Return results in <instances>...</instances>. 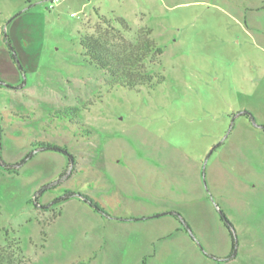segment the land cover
<instances>
[{"label":"rangeland","instance_id":"rangeland-1","mask_svg":"<svg viewBox=\"0 0 264 264\" xmlns=\"http://www.w3.org/2000/svg\"><path fill=\"white\" fill-rule=\"evenodd\" d=\"M86 36L164 80L115 85ZM7 239L21 264H264V0H0Z\"/></svg>","mask_w":264,"mask_h":264},{"label":"trees","instance_id":"trees-1","mask_svg":"<svg viewBox=\"0 0 264 264\" xmlns=\"http://www.w3.org/2000/svg\"><path fill=\"white\" fill-rule=\"evenodd\" d=\"M105 20H106L105 22L107 23L108 22L114 23L118 31L125 30L128 32L132 30V27L129 24V22L125 20L123 17H112V18H107ZM140 32L144 36V39L142 41V45L141 44L137 45L134 52L139 51L143 53L146 50L147 52H153V53L156 52L157 54L162 53L161 49L157 48L154 42L148 38V36L151 34L150 29H140ZM80 44L85 52V55L90 57L96 63L112 69L113 72L117 70L112 78L113 83L117 86H121L127 89L139 90L141 87H147V88L152 87L154 79L158 82L164 80V75L159 72H153L152 74H149V73L134 71L130 69L126 65V62L130 60L128 57L125 59L124 57L120 56L118 53H115L114 51H109L99 39H96L93 36L83 37ZM79 112L80 109L76 106H65L62 108L55 109L52 113V116L57 118L59 117L61 119L69 118V120H73L78 117ZM85 132H89V131L85 130ZM37 144L41 150H57V151L65 152V154H68L65 149L49 142H40ZM71 158H73L72 155H70V159ZM22 162H24V160H21V163ZM1 163L6 169H11L13 166L12 164H7L4 162ZM75 196L81 197L83 202L87 203L93 209L100 212L103 211V207L99 205V203L92 197L88 195L75 194L74 192H67L64 196L60 197L56 201H53L52 203L54 204L56 202H63ZM221 219L225 222L226 226L229 229H231L232 248L235 249L236 238L232 231V225L227 220V217L223 213L221 214ZM21 250L22 249L19 242L15 243L10 241V239H7L5 245L3 246L0 245V264H21L22 263ZM79 264H84V263L80 262Z\"/></svg>","mask_w":264,"mask_h":264}]
</instances>
